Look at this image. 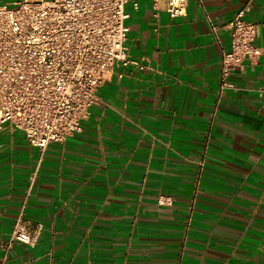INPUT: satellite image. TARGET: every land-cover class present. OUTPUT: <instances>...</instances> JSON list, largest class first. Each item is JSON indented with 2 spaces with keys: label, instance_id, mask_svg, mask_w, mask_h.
<instances>
[{
  "label": "crops",
  "instance_id": "1",
  "mask_svg": "<svg viewBox=\"0 0 264 264\" xmlns=\"http://www.w3.org/2000/svg\"><path fill=\"white\" fill-rule=\"evenodd\" d=\"M247 1L190 0L171 18L166 0H130L139 66L114 67L82 132L42 152L5 126L0 264H264V59L222 93L218 77ZM246 19L264 47V0ZM33 175L31 247L11 239Z\"/></svg>",
  "mask_w": 264,
  "mask_h": 264
},
{
  "label": "built area",
  "instance_id": "2",
  "mask_svg": "<svg viewBox=\"0 0 264 264\" xmlns=\"http://www.w3.org/2000/svg\"><path fill=\"white\" fill-rule=\"evenodd\" d=\"M129 1L21 0L0 6V138L10 125L44 152L82 132L114 67L139 66L127 48ZM189 1L166 0V11L171 18L184 17ZM255 3L248 0L228 25L231 49L220 62L221 93L245 62L264 59V47L256 46L260 25L246 19ZM35 179L11 239L31 247L42 232L25 217Z\"/></svg>",
  "mask_w": 264,
  "mask_h": 264
}]
</instances>
